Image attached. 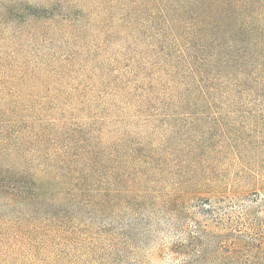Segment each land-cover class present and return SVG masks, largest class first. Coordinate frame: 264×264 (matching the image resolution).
<instances>
[{
  "label": "rangeland",
  "instance_id": "rangeland-1",
  "mask_svg": "<svg viewBox=\"0 0 264 264\" xmlns=\"http://www.w3.org/2000/svg\"><path fill=\"white\" fill-rule=\"evenodd\" d=\"M0 166V264H264V0H0Z\"/></svg>",
  "mask_w": 264,
  "mask_h": 264
},
{
  "label": "trees",
  "instance_id": "trees-1",
  "mask_svg": "<svg viewBox=\"0 0 264 264\" xmlns=\"http://www.w3.org/2000/svg\"><path fill=\"white\" fill-rule=\"evenodd\" d=\"M21 174L11 167L0 166V194L11 206L18 205L26 209L34 210L47 203L45 196L49 188L45 191L34 179L26 180Z\"/></svg>",
  "mask_w": 264,
  "mask_h": 264
}]
</instances>
